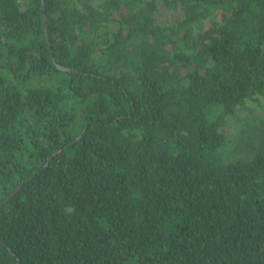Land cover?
I'll use <instances>...</instances> for the list:
<instances>
[{"label":"trees","instance_id":"obj_1","mask_svg":"<svg viewBox=\"0 0 264 264\" xmlns=\"http://www.w3.org/2000/svg\"><path fill=\"white\" fill-rule=\"evenodd\" d=\"M0 264H264V0H0Z\"/></svg>","mask_w":264,"mask_h":264},{"label":"rangeland","instance_id":"obj_2","mask_svg":"<svg viewBox=\"0 0 264 264\" xmlns=\"http://www.w3.org/2000/svg\"><path fill=\"white\" fill-rule=\"evenodd\" d=\"M95 5L99 4V0H91ZM182 12L178 7L172 9L167 8L164 4H159L158 20L162 24L175 23L182 18Z\"/></svg>","mask_w":264,"mask_h":264}]
</instances>
